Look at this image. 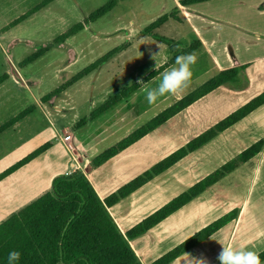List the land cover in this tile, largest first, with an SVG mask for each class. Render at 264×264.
<instances>
[{
	"label": "rangeland",
	"instance_id": "rangeland-1",
	"mask_svg": "<svg viewBox=\"0 0 264 264\" xmlns=\"http://www.w3.org/2000/svg\"><path fill=\"white\" fill-rule=\"evenodd\" d=\"M41 1L0 0V76L6 75L0 83V125L23 110H30L13 127L0 133V173L46 142L50 143V146L44 154L52 153L49 151L53 142L51 123L60 134V129L67 127L68 130L64 132L67 141L71 142L73 138L79 140L82 146L89 150L87 153L90 155L91 152L95 156L160 113L172 103L176 94L187 95L213 75L210 73L209 61L204 57L198 58V53H195L197 62L193 66L191 84L186 90L166 94L155 103L149 104L141 85L125 102L87 121L84 126L73 128L79 119L87 117L108 96L130 86L134 80L138 81V78L141 79L152 71L155 62L160 59L158 46L162 43L159 44L152 40L151 35L144 34V28L159 16L171 12L173 5L171 0H117L109 12L89 22L82 30L65 38L61 43L54 44L53 40L57 36L66 33L69 28L82 22L90 13L110 0H53L47 6L10 26V23ZM177 26L181 29L180 33L186 32V25ZM259 27L263 30L264 24L261 23ZM155 30L152 33H155ZM159 33L166 34L167 38L178 40L183 45L191 43L181 41L174 33L169 35L171 33H168L167 28H163ZM184 37L190 38L187 33ZM47 45L50 48L42 55L32 61L25 60ZM119 45H125L119 54L91 74L77 80L56 97L53 105L58 107V111L49 101L56 95L46 101L42 99L55 88L64 85L82 68ZM172 66L174 64L167 69ZM160 74L147 82L149 87L154 88L159 84ZM225 111L226 109L222 114ZM260 111L249 124L257 125L263 133L264 108ZM185 124L186 121L182 123L179 120H173L168 124L165 134L174 138L161 154L167 153L171 147L180 145L187 138L184 134L177 137L178 127ZM241 125L238 124L233 130L189 157L177 167L178 171H170L168 174L170 176L155 179L151 185L144 188V191H139L132 199L135 211L147 212L152 206H158L210 170L213 165L235 155L247 145V142L255 141L256 134L251 137H238L237 131L247 129V126ZM71 133L73 136H70ZM160 141L159 135L152 136L146 140L145 146L132 152V155L139 158L145 154L149 143ZM69 142L64 141L66 145ZM85 157L87 158V155ZM53 158L55 157L52 154L48 158L42 157L41 161L46 159L47 167L48 161ZM156 158L142 159L138 167H143ZM45 167L41 169L43 175L47 173ZM37 175L40 178L39 172ZM12 178L0 181V200L11 199L4 211L6 216L0 222L31 202H26L28 198L23 193H17V200L12 199L18 185ZM173 178L178 180L175 182ZM179 180L180 185L177 183ZM234 208L237 209L235 217L203 246H198L189 255L180 257L178 264H189L200 259H203L205 264H219L217 256L222 247H244L257 253L264 249V148L253 161L208 189L153 234L155 237L159 235L170 245L193 229L217 219ZM174 224L177 227L173 229ZM147 244L150 245L149 249L136 250L144 264L146 259L163 250L153 249L150 241Z\"/></svg>",
	"mask_w": 264,
	"mask_h": 264
},
{
	"label": "trees",
	"instance_id": "trees-1",
	"mask_svg": "<svg viewBox=\"0 0 264 264\" xmlns=\"http://www.w3.org/2000/svg\"><path fill=\"white\" fill-rule=\"evenodd\" d=\"M52 1L42 0L27 13L10 23V26L23 20L28 14L47 6ZM204 1L207 0H179V4L185 6ZM116 3L117 0L106 2L90 13L82 22L69 28L66 33L57 36L53 40V43L59 44L65 38L73 36L89 22L109 12ZM168 19L177 20L176 10L165 13L153 20L144 28V34L151 35L154 40L160 41L167 46L168 52L171 55L169 63L173 64L177 56L192 53L200 43L193 41L189 45H183L180 42L152 33L154 29L158 28ZM124 46H116L103 54L78 71L64 85L55 88L42 99L44 101L48 100L52 96L59 94L63 88L70 86L77 80L97 70L123 50ZM49 48V45L43 46L25 60L32 61L49 50ZM243 68L244 66L232 67L220 71L142 126L135 129L115 145L96 155L90 162V168L104 163L108 158L158 127L184 107L216 87L227 83H234L237 81V76ZM153 75L154 73H150L147 78ZM5 78V74L0 76V83ZM137 86L133 82L130 86L117 90L108 96L101 105L92 110L87 117L79 119L73 125V128L84 126L87 121L95 119L116 104L122 102L136 90ZM263 104L264 92L253 97L247 103L238 107L226 117L196 137L190 139L182 147L156 162L103 199H100L96 195L89 182L80 172L55 176L51 181V186L48 191L0 222V264H8V253L13 250L21 253L20 260L14 262V264H141L130 246L129 241L145 234L172 213L197 198L206 189L218 183L240 165L256 156L264 146V137L249 145L201 180L181 191L164 205L126 230L124 234L119 230L113 218L110 216L108 208L117 204L120 200L126 198L132 192L166 171L187 154L196 151L210 142L218 134L233 126ZM29 111V109H25L0 125V133L22 119ZM49 146L50 143H44L6 168L0 173V180L45 151ZM236 213L237 209L235 208L228 211L148 264H170L177 257L194 248L226 225L235 217ZM258 254L260 255L261 261L264 262V249L259 251Z\"/></svg>",
	"mask_w": 264,
	"mask_h": 264
},
{
	"label": "crops",
	"instance_id": "crops-1",
	"mask_svg": "<svg viewBox=\"0 0 264 264\" xmlns=\"http://www.w3.org/2000/svg\"><path fill=\"white\" fill-rule=\"evenodd\" d=\"M171 2L173 5L172 11L176 10L177 20L168 19L158 28H156L155 33L160 36L166 37V34H161L159 33V31H161L163 28H167L168 33H171L169 35H173L172 33H174L175 37H179L181 41L199 42L200 45L192 53H196V54L198 53V58L204 57L209 61V64L211 65L210 73L211 72L213 73V75L210 76V78L216 75L217 73H219L220 71L227 70L232 67L244 66L243 70L237 76V81H235L234 83H227L218 86L215 89L208 92L207 94L196 99L191 104L184 107L182 110H180L172 117L167 119L164 123L154 128L150 132L146 133L141 138H139L138 140H136L135 142H133L123 150L119 151L118 153L108 158L104 163L94 168H90V162L96 155L93 156V153L91 152L89 155L87 153L89 150L86 149L84 146H82L81 142L79 140H76L75 138H73L71 142L67 141L68 138L64 134V132L68 130L67 127L61 128L60 129L61 134H60L58 130L51 123V133L53 136L52 138L53 142L49 151L52 153L44 154L46 150L43 151L42 154H40L39 156L38 155L35 156L34 158L26 162L24 165L19 167L17 170H15L11 174L3 178L4 181H6L7 179L13 177L12 179H15L16 182L18 183L17 190L12 196L13 200H17V193H23L28 198L26 202L28 201L30 202L33 199H36L41 194H43L44 192L49 190L51 186V181L55 176L61 174H68L69 155L66 152L64 141L72 144L74 149L78 152L81 165L84 166V170H85L84 173L82 174L83 177L89 182V184L95 191L96 195L100 199H103L109 194L115 192L120 186L124 185L125 183L136 177L137 175L141 174L143 171L148 169L156 162L160 161L161 159L165 158L166 156H168L178 148L182 147L190 139L196 137L198 134L202 133L203 131H205L206 129H208L209 127H211L212 125L223 119L224 117H226L228 114L236 110L238 107L247 103L253 97L264 92V29L261 30V27H259L261 23L264 24L263 22L264 0H207L204 2H198L185 6L180 5L179 0H171ZM177 25H186L187 26L186 32L180 33L181 29ZM186 33L188 37L190 36L189 39H186L184 37L186 36ZM152 40L155 42H159V44L162 43L154 39ZM174 41H178V40H174ZM158 47L160 48V57H159L160 59L155 62L152 71H150L146 76L142 77L141 79L138 78V81L142 80L144 83H147L148 81L154 79L158 74L165 71L169 66L172 65L169 63V59L171 55L169 54L166 45L162 43L161 46ZM150 73H154V75L147 78ZM207 80H205L204 82H206ZM134 82L138 85L136 90L122 102H125L127 99H129L140 88L141 85L137 83L136 80H134ZM204 82H202L201 84H203ZM73 84L63 88V90L60 91L59 94L51 98L49 100L50 104L53 105L56 97L61 93H64ZM184 96L185 95L180 96L176 94L172 103L168 104L167 107L171 106L172 104H174L176 101L180 100ZM37 105L39 106L38 103ZM53 107L55 108V110L57 111L59 110L58 107H56V105L55 106L53 105ZM263 108H264V104L259 108L255 109L253 112H251L249 115H247L245 118H243L233 126L227 128L226 130L218 134L210 142H208L201 148L197 149L196 151L187 154L178 162H176L173 166L168 168L166 171H164L163 173H161L160 175H158L148 183L144 184L136 191L132 192L126 198L120 200L117 204L108 208V212L110 216L113 218L119 230L124 234L126 230H128L134 224L138 223L143 218L151 214L153 211L164 205L166 202L171 200L181 191L185 190L189 186L201 180L207 174H209L214 169H216L226 161L230 160L234 156H236L238 153L243 151L249 145L257 141L258 139L264 137V130L262 133L260 132V128L257 125L249 124L252 121V119L255 118L254 115L261 112L260 110ZM164 109H162V111ZM224 109H226V111L222 114ZM173 120L175 121L179 120L182 121V123L186 121L185 126L180 128L178 127L177 137L184 134L185 137L187 138L180 145L174 148L171 147L167 153L161 154L173 142L174 137H170L171 135L165 134V130L168 124H170V122ZM17 122H15L11 127H13ZM238 124H242L241 126L243 127L247 126V129L244 128L239 132L237 131L238 137H244V136L251 137L252 135L256 134L257 139L252 142H247L246 143L247 145H244L242 149L238 151L235 155H231L230 157L226 158L219 164L216 165L212 164L213 166L210 167V170L201 174L187 187L181 189L180 191H177L158 206L156 207L152 206L151 208H149V210H147V212H139L138 210L135 211L132 204L133 196H137L139 191L142 190L144 191V188H146L148 185H151V182H153L155 179L157 180L160 177L163 176L165 177L166 175L169 174L170 171H174V172L178 171L177 167L180 166V164L185 162L189 157L193 156L194 154L199 152L201 149L205 148L213 141L217 140L220 136H222L226 132L233 130V128H235ZM155 135H159L161 137L160 142L149 143L147 149L144 152L145 154H143L139 158L132 155V152L138 150V148H140L141 146H145L146 140L151 139V137ZM70 136H73L72 133L70 134ZM261 151L258 154H260ZM52 154L54 155L55 158L50 159L48 161L49 166L47 165V167H45L46 159H42L41 161V158L42 157L48 158ZM85 155H87V158L85 157ZM256 156H254L247 162L240 165L233 172L222 178L216 184H219L220 182L225 180L227 177H229L239 168L245 166L246 164H249L251 161H253V159ZM151 157H157V158L141 168L138 167L142 159H148ZM18 158L21 157H17V159ZM38 162H41V164L38 165L39 164ZM44 167L47 169V173L43 175L41 173V169L43 170ZM38 172L40 173V178L37 175ZM20 173H23V175L20 176L21 175ZM3 179H1L0 181H2ZM176 180L174 179L175 182ZM177 183L178 185H180L181 184L180 180L177 181ZM211 187H209L208 189H210ZM208 189H206L203 193H205ZM201 195H199L197 198L192 200L190 203L181 207L176 212L172 213L170 216L165 218L156 226L148 230L145 234L129 241L130 246L134 250L141 264L144 263L139 258L136 250L139 249L140 251H144L146 249H149L150 245L147 244L148 241L152 243L153 249L163 248V250L158 252L154 257L150 259H146V264L158 258L164 252L171 249L173 246L177 245L182 240L189 237L197 230L201 229L202 227L210 223L208 222L199 228L193 229L183 238L170 245H168L169 242H167L165 239L164 240L161 239L159 235H156L155 237L153 234L157 229L160 228V226L170 221L173 218V216L180 213L183 209L186 208V206L190 205L192 202L200 198ZM10 201H11L10 198L2 201L0 200V220L6 216L4 211L5 208L9 206ZM175 227H177L176 224H174L173 229ZM218 231H216L206 240H204L194 248L190 249L183 255L185 254L189 255V253L192 252V250H194L198 246H203L205 243L211 240V238H213V236H215V234ZM183 255L177 257L170 264H178L180 257H182Z\"/></svg>",
	"mask_w": 264,
	"mask_h": 264
},
{
	"label": "clouds",
	"instance_id": "clouds-1",
	"mask_svg": "<svg viewBox=\"0 0 264 264\" xmlns=\"http://www.w3.org/2000/svg\"><path fill=\"white\" fill-rule=\"evenodd\" d=\"M197 62L195 53L182 54L175 58L174 66L163 71L160 74L159 84L156 87H149L148 83L142 80L137 81L143 85L141 89L145 93L146 100L149 104L155 103L160 97L166 94H175L186 90L193 78V66ZM21 253L19 251H11L8 253V264H14L19 261ZM217 259L219 264H264L260 255L254 251L244 247H222ZM189 264H205L203 259L191 261Z\"/></svg>",
	"mask_w": 264,
	"mask_h": 264
},
{
	"label": "built area",
	"instance_id": "built-area-1",
	"mask_svg": "<svg viewBox=\"0 0 264 264\" xmlns=\"http://www.w3.org/2000/svg\"><path fill=\"white\" fill-rule=\"evenodd\" d=\"M64 146L70 158L68 174L73 172H80L81 174H83L85 170H84V166L81 165L78 152L74 149V147L70 143L68 145L64 143Z\"/></svg>",
	"mask_w": 264,
	"mask_h": 264
},
{
	"label": "bare ground",
	"instance_id": "bare-ground-1",
	"mask_svg": "<svg viewBox=\"0 0 264 264\" xmlns=\"http://www.w3.org/2000/svg\"><path fill=\"white\" fill-rule=\"evenodd\" d=\"M173 121H171L170 123H172ZM176 124H177V122H176ZM185 126V125H184ZM170 129V128H169ZM173 132V131H172ZM171 137V136H170ZM185 138V137H184ZM153 141V140H152ZM154 142V141H153ZM175 143V142H174ZM177 144V143H176ZM145 152V151H144ZM142 154V153H141ZM141 168V167H140Z\"/></svg>",
	"mask_w": 264,
	"mask_h": 264
}]
</instances>
